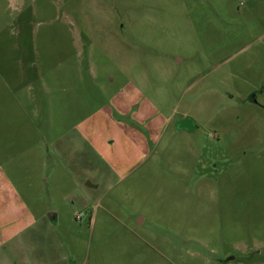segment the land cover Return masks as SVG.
<instances>
[{"label":"rangeland","instance_id":"1","mask_svg":"<svg viewBox=\"0 0 264 264\" xmlns=\"http://www.w3.org/2000/svg\"><path fill=\"white\" fill-rule=\"evenodd\" d=\"M0 264H264V0H0Z\"/></svg>","mask_w":264,"mask_h":264},{"label":"flooded vegetation","instance_id":"2","mask_svg":"<svg viewBox=\"0 0 264 264\" xmlns=\"http://www.w3.org/2000/svg\"><path fill=\"white\" fill-rule=\"evenodd\" d=\"M255 95H256L255 93H252V94L250 95V97L252 98L253 101H256V102H257V99H256ZM227 259H228V258H227ZM225 260H226V259H222L221 262H223V261H225Z\"/></svg>","mask_w":264,"mask_h":264}]
</instances>
